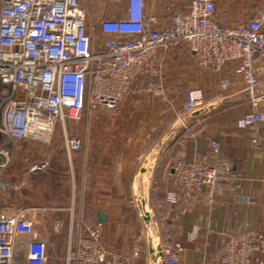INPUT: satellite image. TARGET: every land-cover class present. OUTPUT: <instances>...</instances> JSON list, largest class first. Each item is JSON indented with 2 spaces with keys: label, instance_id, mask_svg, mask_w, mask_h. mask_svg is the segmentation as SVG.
<instances>
[{
  "label": "built area",
  "instance_id": "2783aa9c",
  "mask_svg": "<svg viewBox=\"0 0 264 264\" xmlns=\"http://www.w3.org/2000/svg\"><path fill=\"white\" fill-rule=\"evenodd\" d=\"M120 10V19L99 20L96 31L103 40L94 48L81 0H0V177L13 158L4 140L49 143L61 125L66 149L80 151L83 143L68 134L67 123L99 108L114 111L135 85L157 92L164 55L180 46L197 54L206 69L237 62L234 72L246 83L253 107L241 127L264 122V104L255 95L264 71L254 64L255 58L264 61V12L222 25L215 0H189L187 10L173 11L168 26L153 28L157 19L147 15L145 0H126ZM230 85L229 79L221 82L222 89ZM206 102L202 91L190 90L184 112ZM220 150L214 139L198 157L177 161L179 181L167 193L173 205L203 200L211 210L222 185L228 193L239 192L243 177ZM64 230L62 219L50 218L44 208L0 211V264H47L51 232L60 236ZM160 249L165 264H180L184 247L171 231ZM138 259L139 254L104 250L100 225L87 226L76 238L71 220L67 264H136ZM215 264H264V231L229 234Z\"/></svg>",
  "mask_w": 264,
  "mask_h": 264
},
{
  "label": "crops",
  "instance_id": "0c3cea01",
  "mask_svg": "<svg viewBox=\"0 0 264 264\" xmlns=\"http://www.w3.org/2000/svg\"><path fill=\"white\" fill-rule=\"evenodd\" d=\"M109 1L124 5L126 0ZM215 1L216 18L225 25L243 22L249 2L254 3L252 17L264 12V0ZM145 3L147 15L157 19L153 28L168 26L173 11L189 6V0ZM108 9L99 20L123 17L121 10ZM236 63L211 70L186 46L167 51L157 92L135 85L114 111L99 108L69 123L70 136L83 143L80 151H68L62 137L49 143L4 140L16 146L15 171L23 174L15 177L19 182L0 177V211L40 207L50 218L54 212H67L65 220L74 221L76 238L87 226L100 225L102 248L139 254L136 264H165L160 243L171 231L184 247L180 264H215L229 234L264 231V122L247 130L241 127L253 107L246 83L234 72ZM254 64L264 71L263 60L255 58ZM224 79L231 81L226 89L221 88ZM193 89L202 91L207 102L186 114L187 93ZM255 95L264 104V81ZM214 139L220 142L221 156L243 177L239 192L228 193L222 185L211 210L203 200L181 199L173 205L167 193L179 181L177 161L198 157ZM33 153L41 157L36 164L30 160ZM34 178L37 182L31 181Z\"/></svg>",
  "mask_w": 264,
  "mask_h": 264
},
{
  "label": "rangeland",
  "instance_id": "374dc122",
  "mask_svg": "<svg viewBox=\"0 0 264 264\" xmlns=\"http://www.w3.org/2000/svg\"><path fill=\"white\" fill-rule=\"evenodd\" d=\"M85 9H86V13H87V22H88V28H89V32L90 34L94 37L95 40V44H94V48H97L98 45L101 43V41L103 40V37L96 31V26L99 22V15L102 14L105 10H107V6L108 4L111 5V7L108 9L110 12H117L120 10V8L123 6V2L122 3H118V2H110L109 0H81ZM225 4V3H222ZM254 3L253 2H249L247 4V11L245 14V17L242 18V21H247L250 20L254 17H252L251 13L253 12V10H255L252 5ZM252 11V12H251ZM74 121H69L67 123V132L69 134L70 131V125L69 123H71ZM61 127L60 132L56 133L53 136V138L57 137V138H64V129L61 125H59ZM70 135V134H69ZM16 148V146H14ZM14 147L13 150H14ZM19 148V147H17ZM33 157L34 158H30V160L33 162L34 164H36L37 160H39L41 157H38L35 153H33ZM41 160V159H40ZM11 162V166L9 168H7L6 170L3 171L1 178L3 176V180L4 181H9V182H14V180L16 179L17 182L21 181V178H15L18 176H21L23 173L22 172H18L15 171V156L14 158H12ZM30 168H28V170H26L25 172H27V174L30 172L29 171ZM29 171V172H28ZM37 178L32 179L31 181L37 182ZM32 184V183H31ZM67 213V212H65ZM64 212H54V215L52 218H60L62 219L63 223H64V233L60 236H56L55 233L52 231L51 232V237H50V246H49V257H48V263L47 264H67V256H68V232H69V227L71 224V220H68V222H66V216L67 214H65ZM74 224V221H73Z\"/></svg>",
  "mask_w": 264,
  "mask_h": 264
},
{
  "label": "trees",
  "instance_id": "16d2710c",
  "mask_svg": "<svg viewBox=\"0 0 264 264\" xmlns=\"http://www.w3.org/2000/svg\"><path fill=\"white\" fill-rule=\"evenodd\" d=\"M220 24H222V23H220ZM222 25H225V24H222ZM229 26H230V25H229ZM4 143H5V142H4ZM1 179H2V181H3V182H7V181H4V180H3V176H2V178H1Z\"/></svg>",
  "mask_w": 264,
  "mask_h": 264
},
{
  "label": "water",
  "instance_id": "95a60500",
  "mask_svg": "<svg viewBox=\"0 0 264 264\" xmlns=\"http://www.w3.org/2000/svg\"><path fill=\"white\" fill-rule=\"evenodd\" d=\"M0 186H2V185L0 184ZM103 220H104V219L101 217L100 221L103 222Z\"/></svg>",
  "mask_w": 264,
  "mask_h": 264
}]
</instances>
